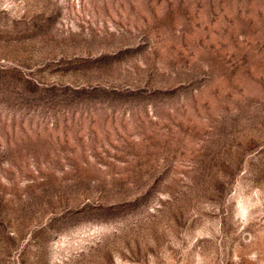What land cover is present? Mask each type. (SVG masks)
<instances>
[{
    "label": "rangeland",
    "instance_id": "obj_1",
    "mask_svg": "<svg viewBox=\"0 0 264 264\" xmlns=\"http://www.w3.org/2000/svg\"><path fill=\"white\" fill-rule=\"evenodd\" d=\"M0 264H264V0H0Z\"/></svg>",
    "mask_w": 264,
    "mask_h": 264
}]
</instances>
